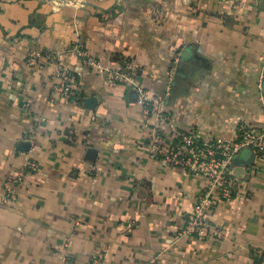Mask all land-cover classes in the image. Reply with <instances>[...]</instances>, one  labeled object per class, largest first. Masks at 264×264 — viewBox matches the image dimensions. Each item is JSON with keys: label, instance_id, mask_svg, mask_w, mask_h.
I'll use <instances>...</instances> for the list:
<instances>
[{"label": "crops", "instance_id": "crops-1", "mask_svg": "<svg viewBox=\"0 0 264 264\" xmlns=\"http://www.w3.org/2000/svg\"><path fill=\"white\" fill-rule=\"evenodd\" d=\"M78 41L132 80L84 65ZM58 62L72 97L55 94ZM139 88L202 138L264 126V0H0V184L38 165L0 203V264H264V163L236 158L221 237H178L206 181L150 157Z\"/></svg>", "mask_w": 264, "mask_h": 264}, {"label": "built area", "instance_id": "built-area-1", "mask_svg": "<svg viewBox=\"0 0 264 264\" xmlns=\"http://www.w3.org/2000/svg\"><path fill=\"white\" fill-rule=\"evenodd\" d=\"M74 48L87 67L116 82L128 84L132 72L127 67H118L94 55L82 41ZM46 54L32 50L27 57L29 65H44ZM48 57V56H47ZM53 78L57 80L55 94L66 98L74 94L75 84L72 71L62 63L56 64ZM137 102L140 105L142 128L147 133L146 147L150 157L163 160L171 166L180 167L190 173L202 175L206 184L203 192L197 197L192 211L188 212L177 232L178 237H193L205 240L210 236L221 237L223 232L218 229L212 219V213L221 200L231 199L244 186V179L236 174V158L244 150L255 153L252 164L244 162L250 173L258 172L264 163V126L242 125L234 139L222 136H198L194 129H183L175 123L168 111L166 97L160 96L149 89L137 90ZM25 106H29L28 103ZM38 165L30 161L17 176L0 184V203L9 205L18 198V184L24 176L36 172ZM67 256L61 264H72Z\"/></svg>", "mask_w": 264, "mask_h": 264}, {"label": "water", "instance_id": "water-1", "mask_svg": "<svg viewBox=\"0 0 264 264\" xmlns=\"http://www.w3.org/2000/svg\"><path fill=\"white\" fill-rule=\"evenodd\" d=\"M244 154L246 155V163L248 164H252L254 162L255 159V153L251 150H244L241 155Z\"/></svg>", "mask_w": 264, "mask_h": 264}]
</instances>
